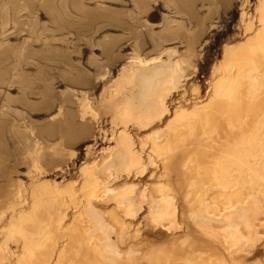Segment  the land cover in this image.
Listing matches in <instances>:
<instances>
[{
	"label": "bare ground",
	"instance_id": "1",
	"mask_svg": "<svg viewBox=\"0 0 264 264\" xmlns=\"http://www.w3.org/2000/svg\"><path fill=\"white\" fill-rule=\"evenodd\" d=\"M197 1L130 0L125 12L0 0V88L17 92L1 95L0 139L17 112L27 166L25 183L0 185V264H252L264 255V10L253 42L225 51L200 95L187 89L198 38L178 20L200 21ZM157 5L170 15L152 32L145 21ZM109 29L123 34L98 38ZM13 104L46 118L36 125Z\"/></svg>",
	"mask_w": 264,
	"mask_h": 264
},
{
	"label": "rangeland",
	"instance_id": "2",
	"mask_svg": "<svg viewBox=\"0 0 264 264\" xmlns=\"http://www.w3.org/2000/svg\"><path fill=\"white\" fill-rule=\"evenodd\" d=\"M89 1H91L90 2L91 4L90 3H86V2H89ZM99 1L101 2L102 5L100 4ZM102 1L103 0H88V1L84 0V3L88 7H95V6L96 7H98V6L102 7L105 3L106 4L104 6H107L110 3H112V5L111 4L109 5L110 7H112V8H116V6H117V8L121 7L120 9L124 8L122 10H124L125 12H127V10H129V9H132L131 5L129 7L130 0H128V1L124 0L123 2H121L122 0H113L114 3H113L112 0H108V2H107V0H105V1H103V3H102ZM115 1H116V3H115ZM198 1L196 2L197 5L195 4L197 6V8L195 6V9H196V16H197V18L200 21H198L196 19H192V22H190L187 19L188 18L187 15H184V14H181L182 15V16L180 15L181 17L178 15V17H180V18H178V20L181 19L180 21L181 22L184 21V24L187 22V24H186L187 27L192 23L193 26H189L190 28L189 27L188 28H189V30H191V32L195 31V34H194L193 38L194 37L198 38L196 46L194 47L195 50L193 51L195 56L192 57V60H191V63H190V65L194 66L195 68L194 67L192 68V66H190V65H189L190 67H188L189 73L191 75H190V79L187 81V89H190V91H191V90H193V88H198V92L201 95L204 92L205 88L207 87V85L209 83V77L208 76L211 74L212 66L213 65H219V64H221V62H223V54H225V51H227V50H232L233 52L234 51L235 52L236 51H240V49L246 44L247 40L251 39L252 42H253L254 39H252V37L254 36V34H256L255 31L260 27V23H258L256 21V17L260 13V11L264 10V7H259L258 6V0H228V1L227 0H216V1L215 0L214 1L213 0H204V3H203V0L202 1L200 0L199 3H198ZM93 2H94L95 5L93 4ZM117 2H119L120 5ZM125 2L126 3L128 2L127 5H128L129 9L126 8L127 5L125 4ZM205 3H206V6L207 5L208 6L211 5L210 9H209L208 6L207 7L205 6ZM116 4H118V5H116ZM150 4L154 5L155 3L153 1H150ZM202 4H203V6H202ZM92 5H94V6H92ZM201 6L202 7L205 6V7L202 8ZM110 7L107 6V8H110ZM158 7H159L158 5L156 7L155 6L153 7L152 11L153 10L154 11L152 13L150 11V13L148 14V17H147V19L145 21L146 24L151 28L150 31H152V32H159L161 30V27H163V20H165L170 15L167 9L165 10L161 6H160V8H158ZM209 12H210V14H209ZM211 12H213V13H211ZM201 13L203 14V16L205 15L204 19H202L203 16H202ZM242 13L244 14L243 17H241ZM150 14L151 15L152 14L153 15L156 14L157 16L154 19ZM182 17H183V19H182ZM43 18H40V19H42L40 21H43L42 23L47 24L48 21L46 20L45 17H43ZM211 19H212V21H211ZM194 21H195V24L193 23ZM248 21L251 22L250 25H252V31H246V25L248 24ZM196 22H197V24H196ZM200 28H203V29L200 30ZM116 30H114V29L102 30L101 33L98 34V36H99L98 38H100L101 35L114 36L116 34L115 36H117L118 34L122 33L121 31H119V30L116 31ZM184 30L186 31V28ZM186 32H188L187 33L188 37L190 36L189 38H192L193 33L191 35L190 31H186ZM199 32L201 33L200 35H199ZM121 35H119V36H121ZM10 41L11 42H16L15 39L14 40L11 39ZM197 46H198V49H196ZM95 53L98 55L97 52H95ZM90 57H92L91 53L90 52H86V54L83 55L84 59H82V56H81V58H79L78 61L81 62V60L82 61L84 60V62H86L87 59L90 58ZM88 61H89V59H88ZM57 89L60 90V91L65 90V88L63 86H58ZM6 93H8V96H16V94H17L16 90H10V89L7 88V86H2L0 88V98H1V95H3L2 96V98H3L6 95ZM192 97H194V96L192 95ZM2 98L0 100H2ZM33 100L35 101V99H33ZM18 106H20V105L12 106V110H14V109L18 110V108H19ZM20 109L18 110L20 113L22 111L20 116H24L25 114H26V116H29V113L25 112L26 110H20ZM10 112L14 113L11 116H9V119L12 118L10 120L11 123L8 122L11 125L8 124V126H7L10 129L9 128L7 129V127H6V130L7 131L9 130V131L7 133V131L5 130L4 132L6 134L4 133V135L2 136L3 138L1 137L3 140L4 139L5 140L2 141V139H0V141L3 143L2 146L0 145L1 146L0 147V157H2L1 155H3V158H4V159L0 158V163H1L0 164V167H1L0 168V173H2V169H3L2 175L0 174V181H1L0 185L1 186L4 183H6V182H9V184L12 183L15 186V185L18 184V182L25 183V181H26V170L25 169H27V166H26L25 161L23 159L24 155H23V149H22L23 148V143H22L23 138L22 137H25V136L24 135L22 136V132H23L22 131V129H23L22 126L18 127L17 124H16V123H18V124L23 125L24 124V120H18L19 119V117H18L19 114L17 112H14V111H10ZM14 115H15V118H14ZM26 116H24V117H26ZM45 118H46V114L45 113H40L39 111H36L35 114L34 113L30 114V116L27 117L26 120L32 119V121L36 125H39V124H42V122H43V120ZM12 121H14V123H12ZM13 124H15L16 127ZM14 130L18 131V133L19 132H21V133L18 134ZM5 136H6V138H5ZM1 142H0V144H2ZM18 145H19L20 149H19ZM6 148H9V150L6 149ZM14 150H15V152H14ZM2 152L10 154V155H8V157H7ZM14 155H16V156H14ZM10 157L11 158L13 157V159H11ZM6 158H8V159H6ZM1 159H2V161H1ZM9 159H11L12 161L9 160ZM9 161H11V162L9 163ZM2 162L6 163L7 166L4 163H2ZM13 163H14V165H12ZM15 163H17V164H15ZM4 166L7 167L8 170ZM4 169L6 170L7 174H6ZM263 261H264V255H263V252H261L251 262H252V264H254V263L256 264V263L263 262Z\"/></svg>",
	"mask_w": 264,
	"mask_h": 264
}]
</instances>
